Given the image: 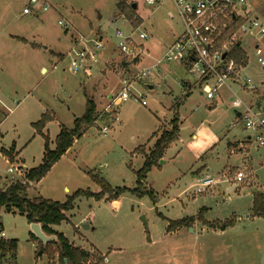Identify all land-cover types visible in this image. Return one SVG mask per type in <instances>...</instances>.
Instances as JSON below:
<instances>
[{
    "label": "rangeland",
    "instance_id": "obj_1",
    "mask_svg": "<svg viewBox=\"0 0 264 264\" xmlns=\"http://www.w3.org/2000/svg\"><path fill=\"white\" fill-rule=\"evenodd\" d=\"M29 1L0 0V189L42 164L46 140L37 134L35 124L43 116L51 117L43 133L54 150L60 130L72 129L85 113L86 96L97 105L98 121L31 187L28 197L66 203L78 190L98 193L94 177L113 189H135L136 172L163 131L171 129L179 102V139L144 184L152 195H122L118 206L106 198L83 197L57 231L76 245L90 239L104 256L110 254L108 264H264V219L252 218L253 197L264 193V149L252 142L245 152L238 151L249 133L232 108L234 93L246 102L254 96L228 82L232 91L224 88L209 102L187 70L160 63L183 32L173 0H159L154 6L146 0H45L48 10L37 16L23 14ZM252 11L264 23V0H253ZM133 13L140 19L137 25L128 18ZM114 23L123 39L140 47L133 57L120 52ZM142 33L149 38L141 40ZM80 36L92 40L91 45L102 39L93 77L69 70V54L79 47ZM21 37L37 48L18 42ZM254 42L243 43L248 65L240 77L251 79L264 92V71L254 61ZM42 65L48 72L41 70ZM143 70H150L151 82H136ZM125 80L132 98L116 105ZM12 147L11 157L3 153ZM243 164L253 180L229 191ZM208 179L216 185H202ZM185 218L196 219L193 227L168 231L171 222ZM231 220L234 225L225 231L208 226ZM0 229L4 240L18 243L2 264H58L43 254L44 244L33 238L31 224L16 210L0 207ZM86 249L91 253L88 245Z\"/></svg>",
    "mask_w": 264,
    "mask_h": 264
},
{
    "label": "built area",
    "instance_id": "obj_2",
    "mask_svg": "<svg viewBox=\"0 0 264 264\" xmlns=\"http://www.w3.org/2000/svg\"><path fill=\"white\" fill-rule=\"evenodd\" d=\"M253 0H173L176 14L183 27L182 34L168 48L160 63H171L182 66L193 77L196 84L202 91L206 100L213 102L220 95L224 88L232 91L228 82L239 85L245 92L252 94L253 100L246 102L239 99L232 103L237 121H240L244 130L249 133L247 142L255 143L258 148H264V94H261L253 85L251 79H241L240 73L246 65L239 64L229 57L230 49L234 45H240L247 39L254 40L253 53L254 61L264 71V23L260 18L252 15ZM159 0H146L147 5L154 6ZM48 6L45 0H30L24 7V15H35L47 11ZM60 24H62L60 22ZM235 30L231 31L233 26ZM231 31L228 37L225 33ZM116 38L121 40L120 52L133 57L139 52L140 47L130 39H123L124 35L116 27ZM141 40H146L149 35L142 33ZM86 40L80 36L79 47H74L69 54L71 62L69 70L72 74L81 73L86 77H93V69L99 63V49L102 47V40ZM134 44V45H133ZM83 46V47H81ZM226 54V57L224 55ZM136 82L143 79L152 81L150 70L140 71ZM124 89L115 98L116 105L127 102L132 98L129 91L131 85L123 81ZM190 88V84L188 85ZM113 98V96H112ZM146 105V102H142ZM240 114L237 117V114ZM233 129V126H232ZM103 134L108 133L107 128L101 129ZM246 167H241L235 175L237 184L249 179ZM10 173L15 170L11 168ZM216 181L208 179L202 185L209 187L215 185ZM7 241L2 238L0 231V242ZM2 249L0 248V264H2Z\"/></svg>",
    "mask_w": 264,
    "mask_h": 264
},
{
    "label": "trees",
    "instance_id": "obj_3",
    "mask_svg": "<svg viewBox=\"0 0 264 264\" xmlns=\"http://www.w3.org/2000/svg\"><path fill=\"white\" fill-rule=\"evenodd\" d=\"M119 7L122 10V6L119 5ZM128 18L135 25L140 22V19L135 18L134 13L129 14ZM237 26L238 24L233 26L231 31L235 30ZM231 31L226 32L224 36L228 37ZM21 41L26 42L23 39ZM229 57L239 64L247 65L248 63L246 53L240 45H234L230 49ZM86 98L85 113L75 119L72 129L62 128L60 130L56 137V147L54 150L50 149L49 136L43 133L51 117L43 116V119L35 124L37 134L42 135L46 140L42 164L29 170L24 179H14L6 189H0V207H5L9 212L16 210L26 217L29 224H41L42 230L46 235L56 236V241H52L40 249H42L43 254L47 253L51 262H57L58 264H104L105 258L98 257L95 253L91 254L81 247H75L63 234L54 231L52 227L60 226L63 222L67 221L66 213L72 212L76 207V201L83 197L95 198L97 201L106 198L109 201L116 202L122 195L126 194L138 198L152 195L144 187L147 175L162 160L170 146L179 139L181 131L179 109L182 104L177 102L174 107V118L171 121V129L163 131L155 142L152 152L145 156L143 167L136 172L137 187L135 189L126 187L113 189L105 180L94 177L95 183L100 188L98 193L78 190L66 203L54 202L42 198L30 199L28 194L31 187L40 183L51 171L53 166L67 155L85 132L93 128L98 121L99 115L97 113L96 103L92 98L87 96ZM14 151L15 148L12 147L10 151H3V153L11 157L10 153ZM252 218L264 219V193H257L253 197ZM195 221V218H185L171 222L168 231L174 232L180 228H191L195 224ZM234 223L235 220H231L225 224H208V226L212 229L225 231L228 227H232ZM0 231L2 232V229ZM31 235L33 238H36L32 233ZM17 245L18 243L15 240L1 241L0 248L2 249V257L5 258L9 253L14 252Z\"/></svg>",
    "mask_w": 264,
    "mask_h": 264
},
{
    "label": "crops",
    "instance_id": "obj_4",
    "mask_svg": "<svg viewBox=\"0 0 264 264\" xmlns=\"http://www.w3.org/2000/svg\"><path fill=\"white\" fill-rule=\"evenodd\" d=\"M168 15L171 17V18H173V16H174V14L172 13V12H169L168 13ZM114 27H117V24L116 23H114ZM23 40H25L27 43H24V42H22L21 40L19 41L18 40V42H20V43H22L23 45H25V46H29V47H31L32 49H36L37 48V46H36V44H33L29 39H27V38H24V37H21ZM100 40H102V39H100ZM62 41H64L63 39H62ZM145 55H146V49H145ZM56 57V56H55ZM54 57V58H55ZM247 65H248V63H247ZM246 65V66H247ZM179 67H181V68H183L182 66H179ZM41 70L43 71V72H48V68L47 67H45L44 65H42L41 67ZM54 68V67H53ZM150 88H152V86H150ZM191 88H192V85H190V88H187V90H191ZM261 94H264V92H260ZM109 99H112V96H109ZM247 140H248V138L246 139V141H244V142H239V145H240V147L238 148V151H241V153H243V152H245V147H249L252 143H250V142H247ZM260 149H264V148H260ZM66 156V155H65ZM64 156V157H65ZM246 167V169L249 171L250 169H249V167H248V165H246V164H243L241 167ZM240 167V168H241ZM239 168V169H240ZM247 171V172H248ZM248 175H249V180H253V175L251 174V173H249L248 172ZM206 181V180H205ZM217 183V182H216ZM216 185V184H215ZM238 186H240L239 184H237V183H235V184H232V185H230V187H229V191H233V189L235 188V187H238ZM233 192H235V191H233ZM232 192V193H233ZM115 204V206H118L119 205V202L117 201V202H115L114 203ZM56 227H58V226H56ZM56 227H52V229L54 230V231H56V232H58V233H60L59 231H57V229H56ZM76 230H77V234H80L81 236H82V238H83V234L80 232V230H79V228H75ZM179 231L181 230V228L180 229H178ZM178 231V232H179ZM62 234V233H61ZM86 237V236H85ZM86 239H87V237H86ZM82 240V239H81ZM87 241H88V239H87ZM71 244H73L75 247H81L82 249H84L85 251H87V252H89L87 249H86V247H87V245L92 249V251H91V254H93V253H97V254H100V256L101 257H103V258H105V261H106V264H108V260H109V255L110 254H108V255H106V256H104L99 250H98V248L90 241V239H89V242H87V243H89V244H87V243H85L86 245H83L81 242H80V244H75L74 242H71V241H69Z\"/></svg>",
    "mask_w": 264,
    "mask_h": 264
},
{
    "label": "water",
    "instance_id": "obj_5",
    "mask_svg": "<svg viewBox=\"0 0 264 264\" xmlns=\"http://www.w3.org/2000/svg\"><path fill=\"white\" fill-rule=\"evenodd\" d=\"M137 6L133 5V9H136ZM224 57H226V54L224 55ZM139 60V58H135L134 59V63H137ZM240 114H237V117H239ZM163 163V162H162ZM143 221L145 224H147V221L145 220V217H143ZM31 233L38 239L40 240L44 246H46L48 243L52 242V241H56L57 238L56 236H48L46 235L43 230H42V226L41 224H31ZM40 255H42V252L40 253Z\"/></svg>",
    "mask_w": 264,
    "mask_h": 264
}]
</instances>
